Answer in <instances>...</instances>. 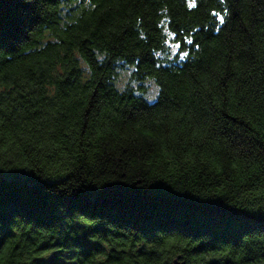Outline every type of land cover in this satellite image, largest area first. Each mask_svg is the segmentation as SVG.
<instances>
[{
    "label": "trees",
    "instance_id": "16d2710c",
    "mask_svg": "<svg viewBox=\"0 0 264 264\" xmlns=\"http://www.w3.org/2000/svg\"><path fill=\"white\" fill-rule=\"evenodd\" d=\"M177 259L264 264V0H0V264Z\"/></svg>",
    "mask_w": 264,
    "mask_h": 264
},
{
    "label": "water",
    "instance_id": "95a60500",
    "mask_svg": "<svg viewBox=\"0 0 264 264\" xmlns=\"http://www.w3.org/2000/svg\"><path fill=\"white\" fill-rule=\"evenodd\" d=\"M174 264H186V262L181 261L180 259L175 260Z\"/></svg>",
    "mask_w": 264,
    "mask_h": 264
},
{
    "label": "snow or ice",
    "instance_id": "6c2138e0",
    "mask_svg": "<svg viewBox=\"0 0 264 264\" xmlns=\"http://www.w3.org/2000/svg\"><path fill=\"white\" fill-rule=\"evenodd\" d=\"M220 23H221V24L224 23V17H223V16L220 17ZM177 47H179V45H177ZM185 55H187V54L185 53Z\"/></svg>",
    "mask_w": 264,
    "mask_h": 264
}]
</instances>
